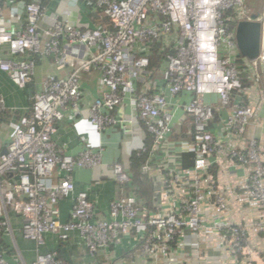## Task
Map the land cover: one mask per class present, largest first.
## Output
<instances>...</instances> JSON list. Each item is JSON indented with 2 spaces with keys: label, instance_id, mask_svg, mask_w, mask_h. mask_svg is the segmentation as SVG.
Masks as SVG:
<instances>
[{
  "label": "built area",
  "instance_id": "1",
  "mask_svg": "<svg viewBox=\"0 0 264 264\" xmlns=\"http://www.w3.org/2000/svg\"><path fill=\"white\" fill-rule=\"evenodd\" d=\"M70 2L74 7L77 0ZM245 2L94 0L111 26L95 29L25 2L26 25L15 32L0 7V46L12 55L0 58V71L17 88L32 80L39 57H53L72 69L67 78H47L6 150L0 137V242L11 233L13 212L22 219L23 238L37 248L45 234L66 241L77 231L94 256L133 231L138 241L126 254L128 262L264 264V134L257 136L264 129L257 113L264 105L263 57L250 62L237 51L236 25L253 15ZM229 12L233 16L226 18ZM156 44L164 61L149 72ZM82 73L101 77L99 97L88 111L97 131L131 124L133 119L117 115L124 104L144 127L150 149L143 146L138 155L149 152L141 173L151 177L156 214L127 193L131 174L114 162L110 167L120 196L110 203L108 218H99L80 193L70 220H58V203L74 192V172L103 164L100 147L70 156L52 140L56 123L79 110ZM156 80L164 86L158 88ZM6 109L0 92V117ZM188 152L193 164L186 169L177 156ZM166 159L174 166L158 165ZM229 168L240 176L232 179ZM2 179L18 184L6 187ZM184 246L191 254L181 260ZM0 264H13L1 249ZM31 264L67 263L56 253H38Z\"/></svg>",
  "mask_w": 264,
  "mask_h": 264
},
{
  "label": "crops",
  "instance_id": "2",
  "mask_svg": "<svg viewBox=\"0 0 264 264\" xmlns=\"http://www.w3.org/2000/svg\"><path fill=\"white\" fill-rule=\"evenodd\" d=\"M31 2L41 4L60 20L68 18L69 20L78 21L85 28L90 29L99 26V20L94 18L95 15H93L96 14V11H91L94 0H77L74 7H71L72 2L70 0H31ZM25 4V0H0L2 16L6 22L10 23V29L14 32L24 29L26 25ZM68 11L70 16H66ZM97 15L101 16L102 14L99 12ZM102 16L106 18L104 15ZM73 52L77 53L76 50ZM11 57L9 48L0 46V58L10 59ZM30 57L31 55L28 54L26 59ZM35 64V74L25 89L17 88L6 73L0 71V92L7 107L0 117V137L3 141L4 150L11 143L21 117L29 116L28 110L33 104V99L35 95L42 91L47 78L50 76L67 78L72 72L68 65H58L53 57H39ZM80 81L82 95L79 110L77 112H67L65 118L56 123V133L52 140L58 148L70 156H77L84 148L97 149L100 147L104 151L103 164L92 170L79 169L74 172V192L57 205L59 210L58 220L61 223H67L70 220V213L76 204L77 195L80 193L87 195L99 218L107 219L110 203L120 196V189L113 179L110 164L118 162L129 170L131 157L133 154L138 153L143 146H147L146 141L149 139L144 127L137 119V114L128 104L121 106L117 111V115L133 119L131 124L119 125L104 133L97 131L89 122L88 111L90 105L99 97L101 89L100 74L82 73ZM155 84L158 88L164 86V83L160 80H156ZM154 91H157L155 87ZM257 113H259L258 115L264 125V105L260 107ZM262 134H264V129L262 132L257 131V136H263ZM180 155L177 156L180 161H184L185 155H190L191 161V153ZM173 160L175 161V158ZM174 161H171V163L166 159L165 163L158 161V165L165 167L166 164L167 167L171 168L174 166ZM229 170L232 179L240 176L235 168H229ZM2 181L6 187L18 184L16 179H2ZM51 183L55 184L56 179L51 180ZM144 205L149 211L157 213L152 201L151 206ZM10 225L11 233L4 234L5 236L0 242V249L6 253L8 261L13 264H31L38 253H56L58 259L67 264H142L143 261L140 258L133 262L127 261L126 254L129 250L136 248L138 241L133 231L124 236L118 245L109 246L98 254L91 256L87 251L84 240L77 231L70 233L66 241H61L58 235L45 234L44 244L37 248L33 242L23 238L21 217L14 213L10 215ZM190 250L191 247L184 246L180 259L189 258Z\"/></svg>",
  "mask_w": 264,
  "mask_h": 264
},
{
  "label": "trees",
  "instance_id": "3",
  "mask_svg": "<svg viewBox=\"0 0 264 264\" xmlns=\"http://www.w3.org/2000/svg\"><path fill=\"white\" fill-rule=\"evenodd\" d=\"M25 2H31V0H25ZM96 11V14L94 18H96L97 20H99L98 24L95 28H110V22L107 18H104L102 15L99 16L97 14H99V11L96 10L93 6V8L91 9V11ZM233 16L232 12H229L228 14H226V18H229ZM231 28H233V23L231 22H226ZM160 47V45H155V50L158 49ZM164 52H160V54H158V51L156 50L155 52H153L150 55V64H149V72H155L157 71L162 63H163V59H164ZM245 73H243L241 76L242 78H245V85H249L250 81L248 79L247 76L244 75ZM247 79V80H246ZM147 143V147L148 149H150V144H149V139L148 141H146ZM149 158V152L148 153H141L140 155H138V153L133 154V156L130 159V168H129V172L131 174V182L126 186L127 188V193L134 195L140 202H142L143 204H146L147 207L151 206V201H152V194L153 191L155 190L153 183L151 181V177H149L148 175L142 174L141 173V167L147 162ZM192 154H191V161H190V155H185L184 157V161H185V165L184 167L186 169L192 168ZM191 166V167H190ZM13 212H10V215H12ZM4 256L7 258L6 253H4ZM8 259V258H7Z\"/></svg>",
  "mask_w": 264,
  "mask_h": 264
},
{
  "label": "water",
  "instance_id": "4",
  "mask_svg": "<svg viewBox=\"0 0 264 264\" xmlns=\"http://www.w3.org/2000/svg\"><path fill=\"white\" fill-rule=\"evenodd\" d=\"M262 15L253 14L251 20L240 21L235 28V40L237 51L241 57L253 62L261 59L263 54V25ZM260 70L264 76V58L260 64Z\"/></svg>",
  "mask_w": 264,
  "mask_h": 264
},
{
  "label": "rangeland",
  "instance_id": "5",
  "mask_svg": "<svg viewBox=\"0 0 264 264\" xmlns=\"http://www.w3.org/2000/svg\"><path fill=\"white\" fill-rule=\"evenodd\" d=\"M245 7L251 14L262 15L260 20L264 21V0H246ZM261 63V61H259Z\"/></svg>",
  "mask_w": 264,
  "mask_h": 264
},
{
  "label": "bare ground",
  "instance_id": "6",
  "mask_svg": "<svg viewBox=\"0 0 264 264\" xmlns=\"http://www.w3.org/2000/svg\"><path fill=\"white\" fill-rule=\"evenodd\" d=\"M261 22L263 23V33H264V21L261 20ZM263 54L262 57L264 58V38H263Z\"/></svg>",
  "mask_w": 264,
  "mask_h": 264
}]
</instances>
